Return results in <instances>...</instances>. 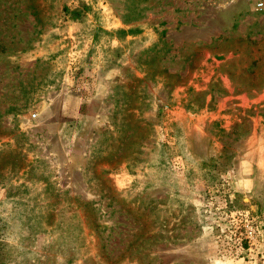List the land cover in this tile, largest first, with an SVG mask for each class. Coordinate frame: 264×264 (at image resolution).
<instances>
[{"label":"rangeland","instance_id":"obj_1","mask_svg":"<svg viewBox=\"0 0 264 264\" xmlns=\"http://www.w3.org/2000/svg\"><path fill=\"white\" fill-rule=\"evenodd\" d=\"M256 2L0 0V264H264Z\"/></svg>","mask_w":264,"mask_h":264},{"label":"built area","instance_id":"obj_2","mask_svg":"<svg viewBox=\"0 0 264 264\" xmlns=\"http://www.w3.org/2000/svg\"><path fill=\"white\" fill-rule=\"evenodd\" d=\"M256 7L259 10H264V0H257ZM32 116H35V114H33Z\"/></svg>","mask_w":264,"mask_h":264}]
</instances>
